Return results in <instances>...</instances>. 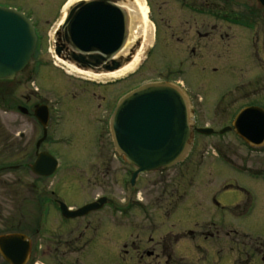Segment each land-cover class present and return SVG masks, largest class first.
<instances>
[{"label": "rangeland", "instance_id": "1", "mask_svg": "<svg viewBox=\"0 0 264 264\" xmlns=\"http://www.w3.org/2000/svg\"><path fill=\"white\" fill-rule=\"evenodd\" d=\"M237 1L243 2L244 5L236 9L249 7L256 11L262 10L261 21L258 24L262 46L260 44L254 46L249 41V35L246 36L247 30L244 27L235 25L228 27L218 23L213 41L207 44L206 40L202 39L201 48H194L197 41L194 38L195 25L191 26L193 20L190 14L182 15L174 0L152 1L154 12L153 16L151 12L149 13V18L151 21L154 20L157 37L153 36L152 41L147 44L143 60L137 69L117 80L116 85L108 87L106 90L109 91L102 90V94L117 93L121 96L152 81L178 82L193 97L196 110L195 126H210L217 132L210 136L195 133L191 154L184 162L140 175L132 185L130 174L134 166L121 156L117 159L111 156L114 149L107 132L103 133L102 139L99 138L102 128L98 119L104 109L103 102L99 98H92L90 107H85L87 98H83L85 95L91 96L93 86L80 82L79 77L83 75L68 69V66L61 62L64 59L57 57L55 53V32L62 20L60 15L66 0H0V4L16 6L28 16L34 14L40 20L42 33L40 53L31 59L25 70L28 72L37 66L42 57L49 59L51 70L46 73L53 77L51 79L47 76L50 84L48 87L51 86L49 91V97L53 101L51 105L56 107L55 118L58 114L64 115L59 124H55V120L56 137L64 135L80 139L66 148L64 159L68 161L67 166L53 178L44 181L36 179L32 171L23 168L3 170L1 174L4 181L0 184L2 187L0 201L25 203L32 200L31 188L34 186L36 189L42 185H51L56 189L60 187L63 191L67 185L75 181L79 188L78 193L68 199H71V204L87 202L104 195L110 201L121 205L119 210L112 211L108 202L101 212L90 215L94 219L118 218V234L114 232L115 227L106 220L99 228V237L94 239V234H97L93 232V228L97 227L94 225L95 221L91 220L89 225H86L85 221L82 225V246H85L82 253H71L65 259L45 254L39 259L41 264H58L56 262L60 260H63L64 264H126L116 259L114 254L121 252L124 245L131 240H135L138 245L145 243L149 235L139 229L148 224L152 231L150 245L155 246L156 250H159L161 229L162 232L179 237L177 249L179 247L184 251L187 258L178 264H238L239 257H245L243 253L245 248L239 243L241 239L238 236L231 235V241L224 244L221 239L222 232L221 238L216 236L214 241L210 242L199 236L198 232L205 227V220L211 217V211L216 212L214 199L226 206L228 226L249 235L247 243H252L250 238L252 236L264 241V176L258 175L257 178L252 176L264 169V150L251 151L234 132L219 133L223 127L231 124V119L245 103L260 99L264 101V68L257 69L255 58L257 48V54L264 59L262 50L264 7L260 6L257 0ZM147 2L151 11L150 0ZM129 24L131 26V20ZM220 31L226 34L223 36L224 39H219ZM137 40L142 41V37L138 36L135 42ZM222 44L225 50L220 47ZM130 47L125 46L124 54ZM52 62L58 63L59 66L55 67ZM260 75L263 77L261 81ZM41 77L38 82L36 81L38 86L42 82ZM16 82L17 77L13 84ZM43 91L45 92V89ZM96 91L101 96L99 88ZM21 116L18 110L11 113L0 111L1 143L11 133L10 126L12 128L20 122ZM24 118L22 130L27 132V138L33 135L35 137L36 123L29 121L27 119L29 117ZM29 148L27 146V150ZM5 153L7 161L13 163L14 151L2 152ZM174 189L179 192L180 197L176 202L181 208L182 215L175 219L174 217L165 219L161 214L162 208L167 202H171ZM131 200L145 204L148 209L147 216L144 215L142 206L135 205V209L130 211L128 209L127 212L122 209ZM237 206L241 208L234 212ZM23 208L24 216H27L29 211L25 209L26 205H23ZM243 208L250 212L239 216V211L241 212ZM33 213L41 217V210H33ZM144 219L147 221L144 222ZM132 220L134 225L138 226L133 234L129 230ZM78 229L75 228V233ZM71 238L74 241L79 240L75 236ZM167 238L170 239V236ZM44 243L45 248H48L50 241L46 239ZM157 260L152 258L151 264H159Z\"/></svg>", "mask_w": 264, "mask_h": 264}, {"label": "flooded vegetation", "instance_id": "2", "mask_svg": "<svg viewBox=\"0 0 264 264\" xmlns=\"http://www.w3.org/2000/svg\"><path fill=\"white\" fill-rule=\"evenodd\" d=\"M152 1L153 0H150V12L153 16L154 5ZM174 1L178 4L177 6L180 9L179 12L182 15L190 14V17L193 20V24H191V26L193 27V25H195L194 38L197 41L194 48H201L202 39H205L207 44L213 41L214 31L216 28V24L218 23H222L228 27H232L233 25L240 28L244 27V29L247 30L246 36L249 35V41L252 42L254 46L256 44L261 45L262 39L260 36V28H258V24L259 21H261L262 10L256 11L249 7H245L242 10L236 9L239 7H243L240 5H244L243 2L237 0ZM257 2L260 5L258 0ZM6 7H14L18 9V7L13 5H7ZM160 14H162V12H160ZM30 15L31 16L29 17L33 21L38 34V51L36 49V52L34 54V56H36L40 53V38L42 37V33L40 31L39 25L40 20L36 18L34 14ZM161 20H163L162 16ZM224 34L225 33H222L220 31L219 39H224ZM57 38L58 34H56V39ZM245 40H247V38H245ZM59 47V52L55 49L56 55H58L64 60L73 62L77 67H81L85 70L88 69L85 66H82V64H80L78 61L72 60L73 50L71 47L64 48L61 44L59 45ZM220 47H223V44ZM222 49H224V47ZM228 50L230 51V49ZM262 50L264 51V47H262ZM255 51L257 69L259 68L262 70L264 68V59H262L257 54V48H255ZM220 55H222L221 51ZM49 63L50 62L48 58L42 57L39 61V64L37 66L32 67L28 72L25 70L26 68H24L15 76V78L17 77V82L15 84H13L15 78L12 80H0V111H3V113H11L12 111L18 110L19 113H21L22 115L20 122L15 124L12 128L10 126V129L12 130L11 133L8 134V136L3 140L2 143L0 142V184L4 181L2 179L3 174L1 173L7 168L29 169L35 175L36 179H41L43 181L55 177L59 172L62 171L64 167L67 166L66 164L68 161L66 162V159H64V152H66V148L70 147L71 145H74L75 141L80 140L76 138L73 139L72 137L64 135H62L61 137H56V129L54 128V125L59 124L61 122V118L64 117V115L58 114V117L55 118L56 116L54 115V109H56V107L54 105H51L53 102L49 97V91L51 90V86L48 87L50 84L49 79L47 78L49 77L52 79L53 77L48 76L46 73L51 70V68L49 70ZM52 64L54 65L53 62ZM89 69L94 72H100L99 68ZM24 70L25 72H23ZM40 77L42 82L40 86H38L36 85V83L38 82V79H40ZM79 78L80 82L90 84L94 88L90 94L91 96L85 95L83 98H87L85 107H90L89 104L93 102L92 98H99V100L104 104L103 112L101 113V116L98 119V123L101 125L102 128L101 135L99 138L102 139L101 136L103 135V133L107 132L110 144L114 149V154H111V156L117 159L120 155L117 153L111 137L110 119L119 101L120 96H118L117 93L103 95L102 90L109 91L106 89H108V87L116 85L118 81H103L83 76ZM262 79L263 77L260 75L259 81H261ZM44 84L45 86H42ZM20 87H22L23 89H19ZM97 88H99L100 91L98 92L101 96L97 94ZM43 89H45V92L43 91ZM190 98L192 104L191 123L192 128H196V110L195 106L193 105L194 101L192 100V95H190ZM99 106L101 107L100 103ZM252 106L264 108L263 99L262 101L260 99V101H249L245 103L242 107L239 108L238 112L242 109H245L246 107ZM65 110V117H67V106H65ZM44 113L47 114L46 127H44L38 119V115L43 116ZM24 117H29L27 118L29 119V121H33L36 123L35 137L33 135L31 136V138H27V132L25 130H22L21 126L24 124ZM233 119H231V124L227 126L232 125ZM229 132H234L242 141V143L246 145L249 149H251V151L264 150V145L261 147H254L248 144L235 132L234 129L229 130ZM27 146L30 147L29 150H27ZM3 151H14L13 163L7 161L6 153L2 154ZM23 151H25L26 153L24 154ZM41 153H47L50 158L54 157L58 162L56 171L50 176L37 174L32 169L34 163L37 161ZM25 157H28V159H24ZM135 169L136 167L134 166V169L131 171V174ZM258 175L259 177H263L264 169L260 172H256V174L252 176L257 178ZM34 187L31 188V192L33 195L31 197L32 200L25 201V203H22V201L14 203L0 201V237L16 236L13 242L9 241L5 245V247L8 248V250H6L5 252H8L12 256V259L8 260L5 255L0 251V264H41V261L39 259L43 258L45 254L65 259L66 257H69L71 253H82V250L85 248V246H82V225L83 223H85V221L87 222L86 225H89L92 222L91 220L95 221L94 225L97 227L93 228V232H97V234H94V239H96V237H99V228L103 225V222H105L106 220L110 223L111 226L115 227L113 228L114 232L118 234V218L110 217L108 219H102V217H100L99 219H94L90 217V215L101 212L108 202L111 206L112 211L119 210L121 205H119L117 202L110 201L108 199V202L100 210L90 212L87 216L84 217L80 216L75 218H68L63 215V212L61 210L62 203H65L70 209L76 210L81 208L83 205L98 200L103 195H99L93 200L87 202L71 204V199H68L74 197L78 193L79 188L78 183L75 181H72L69 185H67V188H64L63 191L60 190V187L56 189L51 185H42L40 186V188L36 189ZM0 190H2L1 185ZM175 190L176 189H174L173 194H171V202H167L168 206L165 205L164 208H162L163 211L161 214L165 216V219L171 217H174L175 219L177 216L182 215L181 208L178 207V204L176 202V199L180 197L178 195L179 192ZM64 191H66V193ZM214 204V210L216 212H212L210 210L211 217L205 220L206 225H204L205 227H202L201 231L198 232L199 236L203 237V239L207 242L214 241L216 236L217 238L222 237L221 239L223 241V244L229 243L231 241V235L238 236L241 239L239 243L243 244L245 248L243 251L245 257L240 256L237 260L238 264H264V241H260L261 239L259 237L251 235L252 237L250 238L252 243H247L246 239L249 238V235L247 233L239 232L236 229H233L228 226L229 217L225 215V211L227 209L226 206H224L217 199H214ZM23 205H26L25 209L29 211V214L27 216H24ZM135 205L142 206V209L145 211L144 215L147 216L146 212L148 211V209L145 207V204L143 205V203L140 202H134L131 200L127 204V206L122 209H125V211L127 212L128 209L129 211L135 209ZM238 208H241V206L235 207L233 211H237ZM36 209L41 210V217H37L33 213V210ZM249 212L250 210L248 211V209L243 208L241 212L239 211V216L249 214ZM56 214L58 216L54 217V215ZM42 215L46 216L44 217ZM146 221L147 220L144 219V222ZM149 225L150 224H148V226L145 225V227L139 229L142 232H147V234L149 235V239H147L148 241L146 240L145 243L138 245L135 240H131L129 243H126L124 245V248L121 249V252L114 254L115 258L126 264H142L144 262H148L147 264H151L152 258L158 259L157 262L159 264H178L183 261L184 258H187V255L184 254V251L180 250L179 247L177 249L179 237L173 236L172 234H168L166 232H162V229L160 230L161 236L158 241L159 250H156L155 246H151L150 241L152 240V231H150ZM76 227L79 228L77 233H75ZM136 228H138V226H135L134 220H132V224H129V230L131 234H133V231H135ZM221 232L223 233V235L220 237ZM71 236H75L76 238H79V240L74 241ZM169 236L170 239L167 238ZM46 239L47 241H50L47 246L48 248H45L44 245V241ZM97 245L98 244L96 243V246ZM175 246L176 248H174ZM246 249H248L249 251H247ZM56 263L64 264V261L60 260Z\"/></svg>", "mask_w": 264, "mask_h": 264}, {"label": "water", "instance_id": "3", "mask_svg": "<svg viewBox=\"0 0 264 264\" xmlns=\"http://www.w3.org/2000/svg\"><path fill=\"white\" fill-rule=\"evenodd\" d=\"M122 0H82L68 11L57 31L56 50L71 47L72 60L86 68L115 71L130 62L140 46L136 41L123 54L129 36V13L120 4ZM124 1V0H123ZM264 7V0H258ZM37 45V34L31 20L15 8L0 6V80L13 79L31 60ZM192 107L188 94L170 82L145 83L126 95L117 104L110 130L116 150L128 163L136 166L131 175L134 185L141 174L162 167H172L182 162L191 150L194 129L190 123ZM46 127L47 114L38 115ZM234 130L253 146L264 145V108L258 106L242 109L232 126L220 132ZM199 133L210 135L214 129L203 127ZM58 166L54 157L41 153L32 169L49 176ZM107 197L72 210L61 204L68 218L85 216L101 209ZM16 236L0 237V251L5 252L9 241Z\"/></svg>", "mask_w": 264, "mask_h": 264}, {"label": "bare ground", "instance_id": "4", "mask_svg": "<svg viewBox=\"0 0 264 264\" xmlns=\"http://www.w3.org/2000/svg\"><path fill=\"white\" fill-rule=\"evenodd\" d=\"M82 0H68L65 4L63 9V18L66 15L67 9L71 7V5L78 3ZM120 4L128 11L129 17L131 20V26L129 24V36L126 42V46L130 47L136 40L138 36L142 37V41L140 43L139 48L137 49L135 55L133 56L132 60L128 62L123 67L110 72H101L95 73L92 70H82L77 68L71 63L66 61H62L64 64L68 66L72 72H77L82 74L83 76H88L89 78L96 79V80H112V79H119L124 76H127L131 72H133L137 67L141 64L143 60L144 53L147 49V44L152 41L154 36V24L149 18V6L146 0H122ZM64 21V20H63ZM61 21L59 26L63 23ZM58 26V27H59ZM128 49V48H127Z\"/></svg>", "mask_w": 264, "mask_h": 264}]
</instances>
